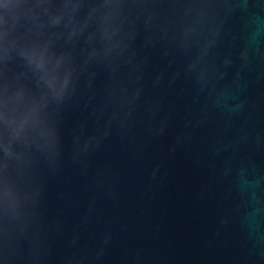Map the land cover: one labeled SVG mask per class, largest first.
<instances>
[{"label":"water","instance_id":"water-1","mask_svg":"<svg viewBox=\"0 0 264 264\" xmlns=\"http://www.w3.org/2000/svg\"><path fill=\"white\" fill-rule=\"evenodd\" d=\"M22 2L61 80L0 58L39 124L0 151V264H264V0Z\"/></svg>","mask_w":264,"mask_h":264},{"label":"clouds","instance_id":"clouds-1","mask_svg":"<svg viewBox=\"0 0 264 264\" xmlns=\"http://www.w3.org/2000/svg\"><path fill=\"white\" fill-rule=\"evenodd\" d=\"M46 9L48 5L44 6ZM33 18L39 13L36 6L25 4L22 0H0V58L10 53L18 54L42 82L51 90L53 81L61 80L60 68L62 57L52 49L49 39H37L16 31V23L20 15ZM62 13L53 14V22H58ZM37 98L17 83L0 84V151L7 162L8 157L16 154L18 141H29L39 134V124L35 116L34 105Z\"/></svg>","mask_w":264,"mask_h":264}]
</instances>
